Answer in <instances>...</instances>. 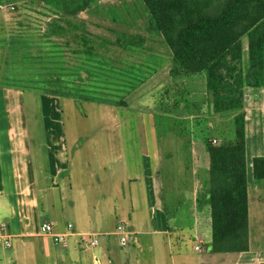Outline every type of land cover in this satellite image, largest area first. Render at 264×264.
Here are the masks:
<instances>
[{"label": "crops", "instance_id": "0c3cea01", "mask_svg": "<svg viewBox=\"0 0 264 264\" xmlns=\"http://www.w3.org/2000/svg\"><path fill=\"white\" fill-rule=\"evenodd\" d=\"M6 26L0 16V53L9 48ZM188 79L191 94L198 87L204 95L210 120L191 105L186 116H168L148 104L135 109L127 101L97 102L109 107L115 125H103L91 137L66 126L63 102L69 97L0 81V229L5 225L11 236V246L0 245V264H264V207L256 204L253 211L250 199L253 161L264 155V88L246 86L243 108L249 249L215 252L203 137L227 131L224 138L232 141L236 133L226 127L231 117L215 113L209 102L206 72ZM177 116L186 118L184 126ZM45 222L57 235L68 233V224L74 232L55 242L42 233ZM120 226L129 236L125 246ZM90 233L98 235L97 246L81 242Z\"/></svg>", "mask_w": 264, "mask_h": 264}, {"label": "rangeland", "instance_id": "374dc122", "mask_svg": "<svg viewBox=\"0 0 264 264\" xmlns=\"http://www.w3.org/2000/svg\"><path fill=\"white\" fill-rule=\"evenodd\" d=\"M5 2L14 3L16 9L0 11L6 15L0 16L6 18L9 36L7 53H0V81L72 93L76 96L75 103L69 98L63 102L65 123L71 130L83 128L91 137L103 125H115L112 115H108V106L91 103L85 96L111 101L112 106L127 101L135 109L148 104L168 116L176 112L186 116L184 111L191 105L192 111H197L205 121L213 116L209 105L204 103L206 99L202 102L204 95L200 89L195 87L197 94H191L188 78L172 81L174 51L164 36L153 30L143 0H89L84 9L73 13L58 12L49 0ZM225 30L223 27L222 31ZM91 47L89 55L86 52ZM246 57L248 70L249 54ZM178 100L185 110H180ZM223 116L231 117L226 127L236 133V114ZM185 119L175 117L183 126ZM158 120L162 125L161 116ZM220 120L218 117V123ZM225 134L227 131L222 137L215 136L217 144L230 140L224 138ZM253 180L250 199L254 211L256 204L264 207V180L255 181L254 177ZM259 214L264 216V209ZM114 240V246L120 248L118 238Z\"/></svg>", "mask_w": 264, "mask_h": 264}, {"label": "trees", "instance_id": "16d2710c", "mask_svg": "<svg viewBox=\"0 0 264 264\" xmlns=\"http://www.w3.org/2000/svg\"><path fill=\"white\" fill-rule=\"evenodd\" d=\"M49 1L58 12L73 13L84 9L89 0ZM143 2L153 30L164 36L174 51L171 76L174 79L191 78L205 71L207 93L214 112L236 114L234 142L217 144L208 133L203 134L210 156V189L206 196L211 206L213 250L247 251L249 185L243 108L246 86L264 88V0ZM238 24L241 27L236 26ZM223 27H226L225 32ZM220 31L223 33L217 36ZM244 46L249 52L247 71L244 67ZM91 49L86 53L91 55ZM58 94L76 97L67 92L60 91ZM85 100L111 103L97 101L91 96H85ZM121 103L117 106L127 105L126 102ZM253 173L256 180H264V155L254 159Z\"/></svg>", "mask_w": 264, "mask_h": 264}, {"label": "built area", "instance_id": "2783aa9c", "mask_svg": "<svg viewBox=\"0 0 264 264\" xmlns=\"http://www.w3.org/2000/svg\"><path fill=\"white\" fill-rule=\"evenodd\" d=\"M15 4L14 3H6L5 0H0V11H12L15 10ZM217 139H213L214 143H217ZM68 233L65 234H55L54 233V224L50 222L43 223L41 230L42 233L45 235H51L53 236L55 242H64L66 240V237L69 233H72L73 224H68ZM119 233H120V241L123 246L128 244L129 236L127 235V232L123 230V226L119 227ZM81 242L83 244L89 245V246H97L99 244L98 235L95 233H90L82 236ZM0 245H3L5 247L11 246V236L10 233L5 225H3L0 229ZM198 248V247H197Z\"/></svg>", "mask_w": 264, "mask_h": 264}]
</instances>
